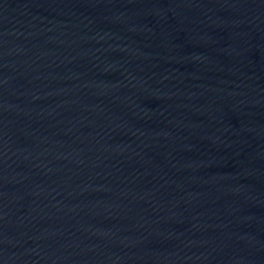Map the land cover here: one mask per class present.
<instances>
[{"label": "water", "instance_id": "water-1", "mask_svg": "<svg viewBox=\"0 0 264 264\" xmlns=\"http://www.w3.org/2000/svg\"><path fill=\"white\" fill-rule=\"evenodd\" d=\"M0 264H264V0H0Z\"/></svg>", "mask_w": 264, "mask_h": 264}]
</instances>
